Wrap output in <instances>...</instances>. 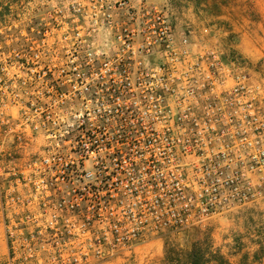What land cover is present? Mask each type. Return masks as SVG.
<instances>
[{
  "label": "built area",
  "instance_id": "built-area-1",
  "mask_svg": "<svg viewBox=\"0 0 264 264\" xmlns=\"http://www.w3.org/2000/svg\"><path fill=\"white\" fill-rule=\"evenodd\" d=\"M51 23L52 63L0 66L7 264H107L264 200V83L238 58L149 0Z\"/></svg>",
  "mask_w": 264,
  "mask_h": 264
},
{
  "label": "rangeland",
  "instance_id": "rangeland-1",
  "mask_svg": "<svg viewBox=\"0 0 264 264\" xmlns=\"http://www.w3.org/2000/svg\"><path fill=\"white\" fill-rule=\"evenodd\" d=\"M72 1L81 0H0V66L19 65L17 59L29 56L31 46L34 59L40 54L39 63H52L59 41L53 37L51 15L56 7ZM149 2L169 6L179 26L189 25L205 39L209 35L228 58H238L255 79L264 83V0ZM46 29L53 34L42 36ZM7 151L0 149L1 173L10 159ZM205 240L232 264H264V200L215 216L199 230L153 238L107 264H162L167 246L190 248Z\"/></svg>",
  "mask_w": 264,
  "mask_h": 264
},
{
  "label": "trees",
  "instance_id": "trees-1",
  "mask_svg": "<svg viewBox=\"0 0 264 264\" xmlns=\"http://www.w3.org/2000/svg\"><path fill=\"white\" fill-rule=\"evenodd\" d=\"M162 264H232L209 240L194 243L190 248L167 246Z\"/></svg>",
  "mask_w": 264,
  "mask_h": 264
},
{
  "label": "crops",
  "instance_id": "crops-1",
  "mask_svg": "<svg viewBox=\"0 0 264 264\" xmlns=\"http://www.w3.org/2000/svg\"><path fill=\"white\" fill-rule=\"evenodd\" d=\"M8 247L5 239L3 215L1 210V197H0V264L7 263Z\"/></svg>",
  "mask_w": 264,
  "mask_h": 264
}]
</instances>
